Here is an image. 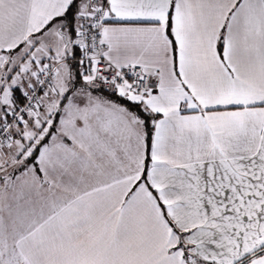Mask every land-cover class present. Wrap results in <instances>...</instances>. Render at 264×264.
Returning <instances> with one entry per match:
<instances>
[{
  "label": "snow or ice",
  "instance_id": "6c2138e0",
  "mask_svg": "<svg viewBox=\"0 0 264 264\" xmlns=\"http://www.w3.org/2000/svg\"><path fill=\"white\" fill-rule=\"evenodd\" d=\"M0 264H264V0H0Z\"/></svg>",
  "mask_w": 264,
  "mask_h": 264
}]
</instances>
